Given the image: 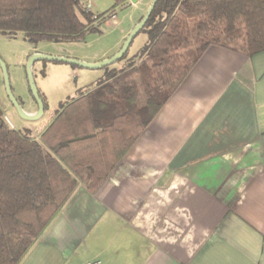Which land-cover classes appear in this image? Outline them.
Wrapping results in <instances>:
<instances>
[{"label":"crops","instance_id":"1","mask_svg":"<svg viewBox=\"0 0 264 264\" xmlns=\"http://www.w3.org/2000/svg\"><path fill=\"white\" fill-rule=\"evenodd\" d=\"M149 1L136 0L109 57ZM94 259L264 264V50L208 46L96 189L78 180L18 264Z\"/></svg>","mask_w":264,"mask_h":264},{"label":"trees","instance_id":"2","mask_svg":"<svg viewBox=\"0 0 264 264\" xmlns=\"http://www.w3.org/2000/svg\"><path fill=\"white\" fill-rule=\"evenodd\" d=\"M94 19L79 0H0V34L33 46L100 32ZM141 30L144 60L105 66L60 103L39 139L9 125L0 106V264H18L78 180L96 189L208 46L264 50V0H157Z\"/></svg>","mask_w":264,"mask_h":264},{"label":"rangeland","instance_id":"3","mask_svg":"<svg viewBox=\"0 0 264 264\" xmlns=\"http://www.w3.org/2000/svg\"><path fill=\"white\" fill-rule=\"evenodd\" d=\"M87 3L95 15L94 25H97L100 32H87L79 41H42L34 45V50H32L29 44L23 40L22 33L0 34V60L6 67L8 85L13 97L26 114L35 115L38 108L37 101L28 86L26 64L29 55L40 52L73 58L82 63L100 62L113 53L122 34L138 14L136 6H129L128 0H123L120 4H116L114 0H89ZM139 3L136 5L138 6ZM148 5L147 3L141 6L140 11L144 9L141 15L145 13ZM114 12L115 16L112 17ZM129 32L126 34L128 35ZM147 40L146 30H140L128 45L125 58L106 66L119 68L128 63L139 64L144 60V56L139 55V50ZM102 56L106 58H102ZM100 58L102 59L100 60ZM104 67L85 68L53 60L32 62L30 76L38 96L43 102L44 109L39 118L27 120L19 115L16 107L10 101L0 66V106L4 117H7L13 128L17 130L29 129L31 136L39 139L41 131L54 116L60 103L77 95L78 90L86 89L94 84L99 77L104 75Z\"/></svg>","mask_w":264,"mask_h":264},{"label":"water","instance_id":"4","mask_svg":"<svg viewBox=\"0 0 264 264\" xmlns=\"http://www.w3.org/2000/svg\"><path fill=\"white\" fill-rule=\"evenodd\" d=\"M157 0H151L145 13L142 15L141 19L135 24V26L132 28V30L129 32V34L125 37L121 47L119 48V50L113 54L111 57L102 60L100 62H96V63H82L76 59L73 58H68V57H60V56H53V55H49V54H44V53H32L31 55H29V59L27 61L26 64V72H27V80H28V86H29V90L32 94V96L34 97V99L37 101V113L35 115H29L26 114L19 106L18 102L16 101V99L13 97L9 85H8V80H7V76H6V67L3 64V62L0 60V66L2 69V73H3V79H4V85H5V89L7 92V95L10 99V101L12 102V104L16 107L19 115L27 120H34L39 118L42 113H43V102L40 100L39 96H38V92L37 89L32 81V78L30 76V66L32 64V62H34L35 60H53V61H62V62H68L71 64H75V65H79L85 68H100V67H104L106 65H109L113 62H115L116 60H118L119 58L122 57V55L126 52L128 45L130 44L132 38L143 28V26L145 25L146 21L148 20L154 5L156 3Z\"/></svg>","mask_w":264,"mask_h":264},{"label":"built area","instance_id":"5","mask_svg":"<svg viewBox=\"0 0 264 264\" xmlns=\"http://www.w3.org/2000/svg\"><path fill=\"white\" fill-rule=\"evenodd\" d=\"M79 1L81 3V7L82 8L91 10V6L87 3L89 0H79ZM128 1L130 2L129 3L130 6H135L136 0H128ZM114 16H115V14H112V17H114ZM4 118H5L6 122L9 125H11L9 120L7 119V117H4ZM84 264H102V261L100 259H94V260L88 261V262H86Z\"/></svg>","mask_w":264,"mask_h":264}]
</instances>
